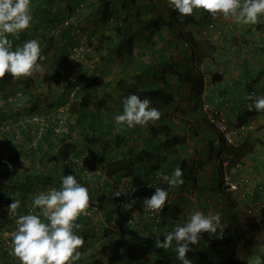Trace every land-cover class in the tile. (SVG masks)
<instances>
[{
	"label": "crops",
	"instance_id": "1",
	"mask_svg": "<svg viewBox=\"0 0 264 264\" xmlns=\"http://www.w3.org/2000/svg\"><path fill=\"white\" fill-rule=\"evenodd\" d=\"M77 1L73 0L72 2ZM64 6L69 7L66 4L63 5V8ZM61 12L63 9L57 14L63 16ZM194 14L196 17L204 18L205 21L207 19V11L203 9L194 10ZM96 16V11H93V14L86 17V20L81 19L79 22L83 25V29H87L90 34V30L97 29L98 24L101 25ZM112 20L106 22L105 25L102 24L105 35H102V29L99 28L96 30V34H99L98 38L96 35L91 36L94 40V48L98 46L95 57L97 59L89 64L84 63L85 70L82 71L84 74L82 81L86 76H90L92 82L86 86L90 87L88 92L83 91V95H80L87 104L88 112L83 118L72 114V142L78 144L79 148H85L87 146L85 142L89 143L91 140L92 143V138H94L92 155L98 159V169L102 170L103 167L111 169L117 167L120 160L124 161L128 156L133 155L132 153L136 150L147 148L151 151L160 147L161 143L158 139L165 137V134L157 133L155 129L159 125H168L172 133L181 135L182 140L175 147L183 146V152L178 151L176 158L169 159V171L165 173L170 175L176 167L183 170V177L186 176L187 170L194 172L193 179L190 178L189 181L183 183L187 188L189 183L191 186V190L187 189L186 196L194 204L197 203L199 211H203L205 214L220 213L221 225L225 227L227 224L224 223V219L225 222H230L229 218L232 212L228 203V193L220 188L221 174L224 169L232 171L236 175H247L255 183L262 182L264 184V111H249L248 101L245 100L246 93H252L253 90H256L257 96L264 95V23L260 27H257L258 24L243 25L234 22L231 17H224L225 27H228L229 23H233L234 40L237 46L232 48L227 39H217L214 43L220 50L219 54L216 52V58H214L222 60V67L220 69L216 67L214 70L215 86L212 102L214 106L223 111L232 128L238 127L241 122H246L250 126L248 130L237 135V140L241 143L249 140L251 148L238 161L240 167L229 169L227 162L223 159L225 154L219 152L222 148L223 136L206 120L197 86L191 83H180L177 75L168 72L169 68L166 67L167 64L186 63L191 59L189 44L185 45L183 41L173 38L170 30H165L162 36L154 35L149 40H145L146 36L141 34L140 39H136L130 44L126 37L123 39V36L117 34V30L111 29L117 27V21L115 20L114 23ZM136 23L134 19L128 22L129 26L132 25L134 32L138 29V26L135 27ZM195 27V31L199 30L200 32L196 35V39L206 40L205 35L200 31V26ZM106 36L108 39H105V43L101 47V38ZM212 51L213 49L210 50V53ZM101 53L105 55L103 64L101 63ZM186 55H189L187 60L185 59ZM214 58L212 60H215ZM246 63H250L248 70L244 66ZM210 64L215 63L211 61ZM151 73L157 74L151 75ZM159 73L164 76V81L159 78L161 75ZM145 87L150 92H144ZM158 89H161V93L152 94ZM55 93L60 98L66 96L59 88H56ZM133 93L141 98H149L152 101L151 106L161 111V117L158 121L149 122L145 126L118 128L114 122V116L123 110L122 99ZM55 102L58 101L50 100V103ZM4 114L6 115V113ZM95 118L101 119L100 124L97 123L101 132L95 127V121H93ZM49 140H51L50 144L56 141L53 136H50ZM208 150H210L209 158L206 154ZM58 152L59 149L53 146L47 156V152L41 151L39 155H33L31 160L19 162L5 170L2 169L3 159H0V231L3 232L0 236V264H20L19 259L10 254V250H5L3 240L6 236L4 231L14 223V215L9 214L8 206L15 198L21 201L17 213L20 214L21 210L28 212L31 208L32 196L52 187L59 188L61 177L73 174L81 184L89 187V193H92L94 198H100L102 205H107L105 209L109 211L108 206L111 205L104 195L102 177L95 176L94 179L81 180L76 172L65 174L63 170L64 158H61ZM49 155L53 157H49ZM199 161L206 162V164L202 163L201 167ZM206 167H208L207 171ZM139 171H135L134 174ZM51 178L57 184H49L52 182ZM100 180L102 188L98 190L97 182ZM210 180L218 181V185L215 189L206 191L205 188L209 187ZM179 186H171L169 189L179 192ZM229 195L232 196L235 204L237 201L238 208L242 210L247 209L254 200H264V194L259 193L257 189H253L248 194L247 200L238 199L234 193H229ZM78 223L82 225V228L77 231L79 235L83 236L84 244L79 249L82 253L81 259L75 264H101L102 262L108 264L104 259L107 260L111 256V252L105 253L104 251L117 245L118 232L121 229L117 226L109 227L104 224L105 222L101 226H95L86 219H82ZM109 229H114L115 233L107 234ZM96 252L101 254L98 256V260H96V256L93 257V253ZM140 256L142 255L140 254ZM262 256L264 254L259 253L255 258H252V261L250 259L249 263L255 262L257 257Z\"/></svg>",
	"mask_w": 264,
	"mask_h": 264
},
{
	"label": "clouds",
	"instance_id": "2",
	"mask_svg": "<svg viewBox=\"0 0 264 264\" xmlns=\"http://www.w3.org/2000/svg\"><path fill=\"white\" fill-rule=\"evenodd\" d=\"M43 0H39L40 4ZM70 1L73 0H62L59 5L68 4L69 11L71 12L59 16L57 14L56 18H51L47 14L44 13V9L42 10L44 15L40 17V20L36 23L34 19H36L40 13H34L35 0H0V87H3L4 84H8L9 81L17 80L20 77H26L32 75L34 72H39L42 69V63L45 60V56L42 53L41 43L43 40L39 41L35 39V36L29 31L30 29H34L35 27H39L44 30L46 34H50L51 37L56 38L62 33L63 30L72 26L71 30V38L70 44H68V51L66 55L67 68H63V77L69 69H71L75 62L77 61H69L68 54L70 49H72L76 44H84L91 48V51L87 53H92L94 44L93 39L90 36L88 40L81 39L79 37L80 31L86 30L83 29V25L80 23H76L78 20L72 19L77 16L79 12L83 10L84 7L90 2H84L78 0L73 3L74 6L71 5ZM139 2L148 3L149 10L155 8L156 2L159 0H138ZM169 2V6L173 7L177 10L181 16L192 15L194 10L203 9L208 12V18L200 27L201 33H203L206 37V40L209 37V33L212 31L214 36L213 44L217 41V39L224 40L227 39L230 42L232 48H236L234 34H233V23H229L228 27H225L224 19H220V14H223L224 17H231L234 22L243 25H255L258 24L257 27H260L264 23V0H165ZM49 2H56L55 0H49ZM66 2V3H64ZM68 2V3H67ZM155 2V6L153 5ZM39 8V7H38ZM63 9V7H61ZM156 9V8H155ZM46 12V11H45ZM50 12V11H49ZM212 18V19H211ZM68 20L67 24H64L63 27L60 28L58 33H52L51 29L55 27L57 23H61ZM200 20H205L201 18ZM49 22V23H47ZM214 26L211 27L210 25ZM41 26V27H40ZM203 27V28H202ZM38 28V29H39ZM207 33H205V32ZM33 36H30V35ZM41 34V33H40ZM222 38H219L221 37ZM34 38V39H33ZM40 38V36H39ZM46 39V37H45ZM49 39L47 38L46 41ZM45 41V42H46ZM41 42V43H40ZM213 52V51H212ZM213 53L208 54V59L212 58ZM214 58V57H213ZM39 61V62H38ZM92 60H88L86 63H91ZM85 63V62H84ZM205 63L208 66V71L211 75L212 86L209 87L211 98L214 99V86H215V69L211 70L210 65L207 61H202L198 68L201 71V64ZM85 65V64H84ZM203 74V73H202ZM13 77V79L10 78ZM204 76V75H203ZM89 77V78H88ZM10 78V79H9ZM90 80V81H88ZM84 79L87 82H84ZM82 82L75 85L73 90L78 86H83L90 84L92 82V78L90 76H86ZM204 80V78H203ZM80 87L76 90L80 89ZM3 89V88H2ZM0 89V91H2ZM32 90V89H31ZM72 90V91H73ZM71 91V92H72ZM33 94H37L38 91L32 90ZM56 92V91H55ZM54 92V93H55ZM63 92V90H62ZM39 94V93H38ZM57 94V93H56ZM64 98L54 97L58 102L55 103H47L46 99L40 100V95L38 97L27 96L26 101L31 102V107H27L26 110L29 111L35 105V102L39 100V105L47 104V106H52L55 104H61L70 99V93H65ZM58 96V94H57ZM75 98V96H74ZM36 100V101H35ZM201 100V96L199 97ZM245 100L248 101L247 107L249 111L255 110L257 112L264 111V95L257 96L254 92L246 93ZM202 101V100H201ZM74 102V100H73ZM73 104V103H72ZM152 101L145 97L141 98L137 94H130L122 99V112L117 113L114 116V122L117 127L134 128L136 126H145L149 124V122L158 121L161 117V111L152 107ZM216 109L222 113V115L226 118L230 128L231 125L224 115L221 109L214 106ZM35 108V109H37ZM34 110V109H32ZM206 120L214 127V125L209 121L208 117L205 115ZM71 119H72V106H71ZM71 124V123H70ZM241 125H247L246 122H241L237 128H241ZM250 127V126H248ZM215 128V127H214ZM249 129V128H248ZM247 129V130H248ZM219 133H221L217 128H215ZM245 130H238V132H242ZM70 134V133H69ZM68 134V135H69ZM68 135H65L66 138ZM221 135L225 138V141L231 145H238L241 142L237 139L234 140L233 143H230L224 133ZM239 135V134H238ZM65 138V137H63ZM71 139L68 138V140ZM60 140V139H58ZM67 140V141H68ZM56 149L60 150L61 146H55ZM177 150L178 148L174 146L173 150ZM72 154H83L89 158L90 166L92 168L98 169V160L96 161L93 157V153L91 154L89 150H85L84 152L72 151L68 157ZM227 165H229V161L225 160ZM225 162V163H226ZM64 164V163H63ZM139 165L136 171L129 175H123L119 178L121 180L120 183H114V175L116 168H111L112 171L108 172L104 167L98 169L101 174H97L95 176L102 177V185L104 187V195L106 196V200L111 206H108L107 211L105 206L102 205L100 198H94L92 193H89V187L81 184L77 178L73 174L64 175L61 177V186L59 188H50L48 191H41L36 195L31 197V208L27 214H18L17 209L21 206V201L19 199H14L13 202L8 206V212L11 215L16 216L15 224L16 229L11 234V248L10 254L16 256L20 264H75L76 261L81 259V251L79 250L81 246L84 244L83 236L78 234L79 229L82 228V225L78 223L80 220H87L92 225L98 226L102 225L103 222L110 221L111 225H107L109 227L117 226L122 230V227L133 229L137 231L142 236H149L153 232L161 229V225L164 219L163 217L160 223L152 224L149 226H141L131 227L127 223L126 215L129 213L128 210L125 212L122 210L123 216L115 217V204L122 194H127L128 191L121 190L120 188L114 189V186L124 184H129L126 182L129 180H134L136 184L141 185L143 183V179L148 181L151 176L155 173H160L158 178L161 181L160 184H151L150 186L155 187V192L150 196L144 199L143 208L144 211L152 210L154 212L160 211L165 206L166 202L169 201V188L171 186L181 185L184 183L183 180V170L180 167H176L170 175L166 174L164 171L160 170H149L142 167L141 162H136ZM65 165V164H64ZM100 166V164H99ZM241 165L236 164L234 167H240ZM71 168V167H70ZM230 169V168H229ZM73 172H76L80 177V174L71 168ZM223 170V169H222ZM106 172V173H105ZM232 171L224 169L221 174L220 179V188L224 190L226 193H234L238 199L247 200L248 194L251 193L253 189H257L259 193L264 194V184L262 182H256L247 175H234L231 173ZM228 173L233 177H248L250 179V183L247 188H245L247 197H243L241 193H235L227 190L222 185V178ZM119 174V173H118ZM94 176V177H95ZM91 177L89 179L81 180H90L94 179ZM126 177V178H125ZM125 178V179H124ZM140 178V179H139ZM95 181V180H94ZM110 181V182H106ZM98 183L97 189H101V180ZM101 185V186H100ZM161 185H165L162 187ZM135 188H132L131 191H135ZM176 195L177 200V192L171 191ZM93 200L95 205L100 208V212L98 215V220L94 221L90 218L80 217L82 214H87V209L89 206V201ZM260 200V199H258ZM257 200L252 201L250 204ZM264 203V200H260ZM106 202V201H105ZM136 201L132 200L129 203L124 204L125 208L130 209ZM107 204V203H106ZM250 204L244 211L249 216L250 219L257 220L255 217L251 216L249 213ZM180 207L179 203L175 201L172 206L169 208ZM37 209L39 211L37 212ZM130 211V210H129ZM127 213V214H126ZM126 214V215H125ZM236 214L230 213V222L223 227L221 225V216L220 213L215 214H205L203 211L196 210L194 211L188 220L181 224H177L173 227L171 231H167L164 234L163 240H156V245L159 248H163L165 250L169 249L173 246V242H175V255L176 259L180 262V264H193V261L187 256V253L192 251V245H196L199 243L202 233H209V237H218L219 234H223L227 227L235 222L234 217ZM263 216V215H262ZM263 220V219H262ZM261 220V221H262ZM259 221V220H257ZM243 223V222H241ZM105 224V223H104ZM120 238V234H119ZM251 242V241H250ZM253 246V245H252ZM254 256L255 258L259 253L264 254V242H262L260 248H256L253 246ZM144 259L146 256L157 255L153 252H144ZM157 257V256H155ZM108 264H118L126 261L117 260L114 256H109L106 260ZM129 263V262H128ZM242 263V261H241ZM103 264V263H101ZM145 264V261L144 263ZM147 264V263H146ZM242 264H264V256L257 257L255 262L249 263L248 261H243Z\"/></svg>",
	"mask_w": 264,
	"mask_h": 264
},
{
	"label": "trees",
	"instance_id": "3",
	"mask_svg": "<svg viewBox=\"0 0 264 264\" xmlns=\"http://www.w3.org/2000/svg\"><path fill=\"white\" fill-rule=\"evenodd\" d=\"M111 1L112 0H94L87 5V7L91 8V12L87 13V15L90 16V14H93V11H96V17L99 16L100 18L99 22H104H102L101 25L97 22L98 28L102 29V35H105L104 26L102 24L105 25L106 22L111 21L112 19L114 23L117 21V27H113L111 29H113L114 31L117 30V34L119 36H123V39L126 37L130 44H132L136 39H140L141 34L147 37H144L145 40H149V38L151 39L154 35L162 36V33L165 30H170L173 38H176L178 41H183L185 45L189 44V46L191 47V59H189L186 63L176 62L174 65L167 64L166 67L169 68L168 72L172 73L173 75H177L180 83H191L197 86L200 97L204 89V76L201 71H199V64L202 61H207L210 65L211 70L216 69V67H219V69L220 67H222V60L215 59L216 52L219 54L220 51L218 50V47L215 44L212 47L214 51L212 55L213 57H215V60H212L213 57L208 59L206 50L203 49L201 45L202 40L196 39V35L200 32L199 30L195 31V26H201L202 24L204 25L205 20H200L201 18L196 17L194 13L192 15L182 17L181 14L173 7H170L169 2L165 0L157 1L155 4L156 7L159 6V8H152L150 10L148 3H141L138 0H113V3L110 4ZM118 5H122V7L120 6L123 9L122 12L127 13L126 17L123 18L124 20L121 17L118 18L117 14L115 15V12L118 9ZM133 19L139 23V27L135 32L132 31L133 28H130V26L128 25V22ZM71 30L72 26L63 30L59 37H56L57 39L55 41L53 40V43L51 44V51H49L48 55L51 63L48 65V70L45 72L44 76V80L51 81L50 93L55 92L56 88H59V90L62 89L64 93L68 92L69 94L73 90V87L82 81V78L84 76V74L82 73V71L85 70L84 62L74 61L75 65L71 69H69L65 74V77H63L62 64L63 61L65 62L66 60L68 44H70V38L72 36ZM105 39H108V36L101 38V47H103ZM42 40L45 44V37H43ZM97 50L98 46L94 48V51L92 53L86 54L89 60H92V57L96 54ZM185 57V59L187 60L189 58V55H186ZM101 61L102 64L103 61H105V55H103V53L101 56ZM211 61L215 64L211 65ZM249 64L250 63L244 64L247 70L250 69ZM164 71L167 70L164 69ZM155 74L157 73H151V75ZM159 74H161L159 78L163 79L164 81V76L162 75V73ZM30 79L31 77H29L28 79L20 77L19 79L13 80L6 85L4 84L3 87H0V89L3 88L2 91H0V95L3 98L7 99L14 96L17 92L23 91L24 96H33L37 98L38 96L35 95H38V93L33 94L31 90L33 85L31 84ZM86 86L87 85H83L80 87L75 95V100L72 104V114H77L79 118H83V116H85V114L88 112L87 104L83 101V98L80 97V95H83V91L88 92L90 87ZM144 92H150V90L145 87ZM252 92L256 94V90H253ZM159 93H161V89H158L152 94ZM40 100H42L41 97ZM39 104V100H37L32 109L37 108ZM1 114L3 115V113ZM71 124L70 128L72 129L73 124ZM155 131L157 133L162 132L163 134H165V137L158 139L161 143V146L158 147L157 150L154 149L151 151H149L147 148H141L132 153L133 155L128 156L124 161L120 160L117 163V167L114 169L115 184L121 182L119 178L122 177V174L131 175L137 170V168H139V165H137L136 162H141L142 167H144L145 169L160 170L164 172L169 171L168 168L164 167V165H168L170 156L175 154L176 151L178 153V149L173 150V148L174 146H176V144H179L181 142V135L175 134V132L172 133L171 128L168 125H159L155 129ZM71 132L67 136V138L65 137L55 142L53 141V143L50 144V148H52L53 146H61L58 154L59 156L61 155L60 157L64 158V160L68 158V155L72 151H78L82 153L85 150H89V152L92 154V148L95 139L92 138V143L91 140H89V143L88 141H86L85 144L87 146H85V148H79L78 144L67 141L68 138H70L72 135ZM50 134H48L47 137V141L49 143V137L52 136ZM250 148L251 143L249 142V140H245L238 145H231L225 141L224 137H222V148L219 152H221V154H225V157L223 159L228 160V167L232 168L236 164H238L240 158H242ZM49 152H51V149ZM49 152L46 153V156L47 154H49ZM49 157L53 156L49 155ZM95 160L97 161L98 159L95 158ZM63 170L65 174L73 172L67 165L64 166ZM118 173L119 175H117ZM49 184L54 185L57 184V182L52 179V182H49ZM183 211V207H176L172 209L168 206L164 212V219L161 225V229L153 232L149 236H142L133 229L122 227V230L118 232L120 234V238L117 240V245L111 247L110 250H105L104 252H111V256L113 255L117 260L126 261L127 264H143L145 261L144 252L148 251L157 254L159 264H167L165 257H170L171 255L176 257L174 250L175 243L172 247L165 250L163 248L157 247L156 240H163L164 234L167 231H171L173 227L179 223L178 221L181 220L180 217ZM251 222L252 221H250L249 223L248 220L246 223L235 222L230 224L227 227L226 231L223 233V238H225L223 242L219 241L218 237H205L201 235L199 243L196 245H192V251L187 253V256L193 261V264H240L241 261L242 263L243 261L250 262V259L252 261V256H254L255 253L253 252V246L250 244V241L255 238V233H253V230L250 229ZM113 230L114 229H109L107 231V234H111L112 232H114ZM140 254L143 257L140 256ZM173 260L174 259L168 261V263H175L176 261L173 262Z\"/></svg>",
	"mask_w": 264,
	"mask_h": 264
},
{
	"label": "built area",
	"instance_id": "4",
	"mask_svg": "<svg viewBox=\"0 0 264 264\" xmlns=\"http://www.w3.org/2000/svg\"><path fill=\"white\" fill-rule=\"evenodd\" d=\"M68 20L57 23L51 32L54 34L58 33L60 28L64 24H67ZM211 27L214 25L211 24ZM91 51V48L82 43L76 44L68 54L69 61L77 62H88L87 52ZM201 70L204 75V89L201 93L202 110L208 117L209 121L217 128L221 133H224L230 143H233L237 139L239 134L238 130H247L248 126L241 125V128H230L226 118L220 113L218 109L214 107L211 99V93L209 87L212 86L211 75L208 71V66L205 63L201 64ZM89 78V77H88ZM87 79V78H86ZM84 79V82L87 80ZM90 81V80H88ZM80 86L76 87L75 90L70 92V99L52 106L43 104L34 110H25L26 107H31V102L26 101L27 96H24L23 91L17 92L14 96L9 98H3L0 95V159H3L2 169L5 170L9 166L18 164L26 160H31L32 156L39 155L41 151L49 152L50 143L46 140L48 134H51L54 139H62L71 132V106L74 100L75 92ZM25 97V98H24ZM24 104V105H21ZM18 105L26 106L23 110V114L17 111ZM6 113V115L4 114ZM51 142V140H50ZM89 158L83 154H72L66 160L64 164L71 167L80 174L82 179H89L97 174H101L98 169L90 166ZM160 173H155L150 177L148 181L143 179V183L138 185L134 180H127L129 184L114 186V189L120 188L121 190L128 191V193L122 194L118 197L115 204V217L123 216L122 210H128L126 215L127 223L131 227L149 226L152 224H158L161 222L163 213L168 206H172L176 201V195L169 191V201L166 202L162 210L154 212L152 210L144 211L143 201L145 198L150 197L155 192V187L150 186L151 184H160L158 176ZM140 179V178H139ZM250 179L248 177H233L232 175L225 173L222 178V185L229 191L235 193H241L243 197H247L245 188L248 187ZM165 187V185H161ZM53 188V187H52ZM56 188V187H55ZM132 188L136 190L131 191ZM50 189V188H49ZM45 192L48 190H44ZM135 200L136 203L128 209L124 207V204ZM30 210V209H29ZM130 210V211H129ZM39 209H37V212ZM87 214H82L80 217L90 218L91 220L97 221L100 208L95 205V202L90 199ZM29 212V211H28ZM26 210H21L20 214H27ZM249 213L257 220L261 221L264 219V203L257 200L250 204ZM263 215V216H262ZM16 216H13V226L9 227L4 231L6 236L4 237L5 250L11 248V234L16 229L15 224ZM3 234L0 231V236ZM3 244V243H2Z\"/></svg>",
	"mask_w": 264,
	"mask_h": 264
},
{
	"label": "rangeland",
	"instance_id": "5",
	"mask_svg": "<svg viewBox=\"0 0 264 264\" xmlns=\"http://www.w3.org/2000/svg\"><path fill=\"white\" fill-rule=\"evenodd\" d=\"M61 1L62 0H57L54 3V2H49V0H43L41 2V4H40L39 0H36L35 1V4H34V7H32V9L34 8V13L35 14L40 13V11H41V13H40V15L36 19H34L35 22L37 23L40 20V17L41 16L43 17L44 13L47 14L51 18H56L57 12L61 10V7H63V5H60V6L57 5ZM81 1H83V0H81ZM92 1H94V0H84V2H92ZM70 3H71L72 6H74V4H73L72 1H70ZM112 3H113V0L110 2V4H112ZM154 3L155 2H153V5L155 6ZM120 6L122 7V5H120ZM120 6L119 5L117 6L118 9L115 12V15L117 14L118 17H121L123 19L124 17H126L127 13L126 12H122L123 9ZM155 8L158 9L159 6H157V7L155 6ZM43 9H44V13L42 11ZM70 12L72 14L73 11H69V9L67 8V6H64L63 12H61V14L66 15V14H68ZM89 12H91V8L84 7L83 10L81 12H79L77 14V16L73 17L72 19H75V18L77 19V18L80 17L78 19V21L76 22L78 24L81 19H83V20H86L87 19L86 18V17H88L87 13H89ZM98 18H99V16H98ZM219 18L220 19H224L223 14H220V17ZM99 21H100V18H99ZM102 22L103 21H101V23ZM47 23H49V22H47ZM135 25H136L135 27H137V26L139 27V23L138 22ZM130 27H132V25H130ZM96 30H99L98 26H97V29L90 30L91 31V34L89 33V31L87 29L86 30H82V31H80L79 37L81 39L88 40V38L90 36L96 35V37L98 38L99 34H96V32H97ZM29 31H31V33L35 36V39H37L39 41H41L43 37H46V39L48 38L49 40L46 41L45 44H42L40 42L41 43V47H42V53L45 56V60L43 62H41L42 63V69H41V71L34 72L32 75L26 76V77H22V78L28 79L29 77H31L30 82L33 85L31 89L32 90H35V91L37 90L38 93H39L38 95L41 96V99L42 100L46 99L47 100L46 102L49 103L50 100H55L54 97H57V94L54 93V92L53 93H50V87L49 86L51 84V81L44 80V76H45V72L48 70V65L51 63L50 60H49V56H48L49 55V51H51L50 50L51 44L53 43V40L55 41L57 38H54L53 39V37H51L50 34H46L44 30L37 29L36 27L34 29H30ZM205 33H207V32H205ZM32 34L30 36H33ZM39 36H40V38H39ZM200 40H202V42H201L202 48L205 49L206 50V53L208 54L210 52V50H212L213 41H214V36H213L212 31L209 33V37H208L207 40H203V39H200ZM96 53H97V51H96ZM101 56H102V53H101ZM95 57H96V54L92 57V62H95L96 61L97 58H95ZM62 66H63L64 69H65V67L67 68V61L66 60H65V62L63 61ZM10 78L13 79V77H10ZM17 79H19V78H17ZM37 80H38V82H37ZM42 81L44 83H41ZM9 82H11V81H9ZM53 85H55V84H53ZM21 105H24V104H21ZM21 105H18V107H17L18 109H17L16 113L19 112V113H22L23 114L25 112L23 109L26 106H21ZM26 108H25V110H26ZM93 121H95V127L97 128V130H100V128H98V124L97 123L100 124L101 119L95 118V119H93ZM101 131L102 130H100V132ZM68 142H72V141L69 139ZM111 145L114 146L113 143H111ZM208 147H207V149H208ZM182 149H183V146H180L178 148V151L180 153H182L183 152ZM155 150H157V148ZM206 154H207V157L209 158L210 150H208ZM177 156L178 155H177V151H176V153L173 154L172 156H170V158L173 159V158H176ZM179 157H180V154H179ZM168 162H170V160ZM202 163L203 164H206V162H200V166L201 167H202ZM164 167L169 169L168 165H166V164L164 165ZM106 170L108 172H111L112 171V169H110V168H106ZM205 170L207 171L208 170V167H206ZM186 172H187V174H186V176L183 177V180L184 181H189L190 178L193 179L195 173L192 172L191 170H187ZM231 173L235 175L234 172H231ZM193 184H194V181H193ZM217 185H218V181H212V180H210L209 187L205 188V190L206 191H210L213 188L215 189L217 187ZM188 188H190V189H188ZM188 188H187V186L185 184H182V185L179 186V192H177L179 194L177 195L176 202L179 203L180 207H183L184 208V211L182 212V215L180 217L181 220L178 221L179 222L178 224H181V225L188 220V218L191 216V214L194 211L198 210L197 203L194 204L193 201L190 200L186 196V194H185L186 192H188V190H191L190 183L188 185ZM227 198H228V203L231 206V212L233 214H236L235 217H234V221H232V222H237V223L238 222L239 223L240 222H243V223H246L249 220V223H250V221H252L251 224H250L251 225L250 226V229H252L253 230V233H255V238L250 242V244L253 245L256 248H260L262 242H264V219L262 221H257V220H254V219L253 220L250 219L249 216L246 214V212L244 210L238 208L239 206L237 205V201L235 200L236 201V204H235V202L233 201L232 196L229 195V192H228ZM224 223L225 224H228L227 221L225 222V219H224ZM105 224L106 225H111V222L110 221H107V222H105ZM103 232H104V230H103ZM201 235H203L205 237H209V233H206V232L205 233H202ZM219 235H220L219 236V241L223 242L225 240V238H223L224 235L223 234L222 235L219 234ZM173 243H175V242H173ZM98 251H99V249H98ZM254 251H255V249H253V252ZM100 255H101L100 252L93 253V257L96 256V260H98V256H100ZM155 256H157V255H155ZM155 256L154 255H152V257L151 256H146L145 257V264L147 262H149V264H159L158 263V258L155 257ZM165 259H166V263L167 264H169L168 261H170L172 259H174L173 262L176 261L175 263H172V264H180V262L173 255H171L170 257H165ZM96 260H95V262H96ZM99 261L102 262L101 260H99ZM104 261L106 262V259H104ZM118 264H125V263L124 262H121V263H118ZM162 264H165V263H162ZM240 264H242V263L240 262Z\"/></svg>",
	"mask_w": 264,
	"mask_h": 264
}]
</instances>
